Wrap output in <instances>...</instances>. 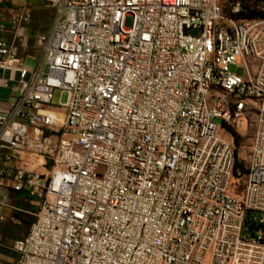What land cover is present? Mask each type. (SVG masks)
<instances>
[{
  "label": "built area",
  "instance_id": "1",
  "mask_svg": "<svg viewBox=\"0 0 264 264\" xmlns=\"http://www.w3.org/2000/svg\"><path fill=\"white\" fill-rule=\"evenodd\" d=\"M44 1L38 65L0 40L16 264H264V0Z\"/></svg>",
  "mask_w": 264,
  "mask_h": 264
},
{
  "label": "crops",
  "instance_id": "2",
  "mask_svg": "<svg viewBox=\"0 0 264 264\" xmlns=\"http://www.w3.org/2000/svg\"><path fill=\"white\" fill-rule=\"evenodd\" d=\"M43 6L46 8L44 0H42V5L23 6L15 11L7 6L6 0L4 2L0 0V40L12 42L16 36H22V41L19 43L20 52L26 63L32 67L40 63L41 51L37 44V38L46 31L38 29L35 24L29 25L30 20L19 24L16 32L13 33L9 30L2 31L1 26L11 27L14 17L20 15L24 10L29 14H31V10H34L33 19L41 20L43 16L40 12L46 11ZM18 86L17 80L11 79L8 73L0 72V115H6L9 112L11 97L15 94L14 89ZM59 119H62V116ZM8 205L0 207V264H16L18 257L12 250V244L28 233L33 222L29 224L26 232H24L25 228L18 226L28 224L24 219L25 214H31L30 211L33 207L35 210L34 216L38 210L37 201L26 192H11ZM11 206L14 208H11ZM22 234L23 236L19 237Z\"/></svg>",
  "mask_w": 264,
  "mask_h": 264
},
{
  "label": "rangeland",
  "instance_id": "3",
  "mask_svg": "<svg viewBox=\"0 0 264 264\" xmlns=\"http://www.w3.org/2000/svg\"><path fill=\"white\" fill-rule=\"evenodd\" d=\"M3 2H4V0H3ZM6 2H7V6L13 8L15 11H17L18 9H21V7H23V6L42 5V0H6ZM43 9H45L46 11L40 12L41 16H43L41 20H39V19H33L32 16H33V14L35 12H34V10H31V14H30L31 15V19H30L29 25H31V24L34 25L35 24V25H37V28L38 29L44 30V31H48V29L50 27V24H51L52 11L50 9H48L47 7L46 8L44 7ZM130 24H131V19L130 18H127L125 20V26L126 27H129ZM67 99H68V94L66 92H62V91L58 90V91H56L54 93L52 103H53V105H57L58 106L60 104L66 103L67 102ZM217 122H219V121H217ZM237 135L240 136L241 134L240 133L239 134L237 133ZM244 138L246 140V136L243 137L241 135V140L244 139ZM33 208L30 211L31 214H25V218L24 219H26V222L28 224L27 225H24V226L22 224V225L18 226V227L25 228V231L22 230L24 232H26L28 230L29 224L34 221V215H33V213L35 212V210ZM15 226H17V225H15ZM22 236H23V234L21 236H19V237H22Z\"/></svg>",
  "mask_w": 264,
  "mask_h": 264
},
{
  "label": "trees",
  "instance_id": "4",
  "mask_svg": "<svg viewBox=\"0 0 264 264\" xmlns=\"http://www.w3.org/2000/svg\"><path fill=\"white\" fill-rule=\"evenodd\" d=\"M243 16L245 18L252 19V18L258 17L259 13L255 9H252V10H248V11L244 12ZM239 139H240L239 137H236L237 144H238Z\"/></svg>",
  "mask_w": 264,
  "mask_h": 264
}]
</instances>
